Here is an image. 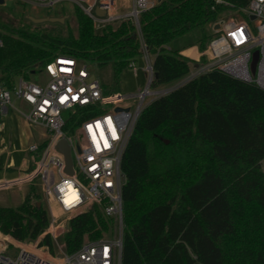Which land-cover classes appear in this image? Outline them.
<instances>
[{
    "label": "trees",
    "instance_id": "1",
    "mask_svg": "<svg viewBox=\"0 0 264 264\" xmlns=\"http://www.w3.org/2000/svg\"><path fill=\"white\" fill-rule=\"evenodd\" d=\"M249 2L161 0L140 14L139 32L131 21L97 31L76 6L75 31L65 24H0V84L12 88L17 78L26 80L54 56L67 54L111 63L116 92L121 72L146 49L151 88L157 89L192 68L188 58L168 48L170 42ZM77 119L75 114L68 124ZM262 160L264 89L257 84L212 70L152 99L121 163L126 181L120 264H264ZM39 196L32 186L16 208L0 206V232L20 241L42 235L49 216ZM114 227L101 206L93 205L70 220L61 243L72 253L86 241L111 236ZM41 245L53 253L48 236Z\"/></svg>",
    "mask_w": 264,
    "mask_h": 264
},
{
    "label": "built area",
    "instance_id": "2",
    "mask_svg": "<svg viewBox=\"0 0 264 264\" xmlns=\"http://www.w3.org/2000/svg\"><path fill=\"white\" fill-rule=\"evenodd\" d=\"M17 1L34 7H54L69 1L91 19L95 30L131 21L138 32L140 14L156 4L152 0H130V10L126 11L117 7L116 0ZM97 10L103 15H97ZM239 12L247 14L256 32L244 19L214 21L213 26L219 24V28L213 30L214 37L198 55V61H202L192 77L219 70L264 89V0H250ZM254 52H258V59L252 74ZM142 57L147 81L135 96L106 93L87 60L67 54L54 56L39 71L47 77L41 84L21 77L12 88L0 84V119L14 107L13 96L24 105L25 111H17L27 124L41 129V139L27 147L30 152H39L35 168L23 171L16 179L0 181V190L39 180L49 216L44 233L36 239L20 241L0 232V264L121 263L122 189L126 181L121 163L141 111L149 98L157 94L151 88L154 72L146 49ZM128 68L136 75L135 63ZM133 98L138 100L135 105ZM69 110L72 117L78 115V121L71 125L68 121L72 117L65 120L61 115ZM62 140L69 148L72 174L66 173L65 157L56 150ZM93 205L101 206L105 215L114 220L116 235L86 241L67 253L61 243L69 228L66 224ZM44 236L51 239L53 253L48 246L41 245Z\"/></svg>",
    "mask_w": 264,
    "mask_h": 264
},
{
    "label": "rangeland",
    "instance_id": "3",
    "mask_svg": "<svg viewBox=\"0 0 264 264\" xmlns=\"http://www.w3.org/2000/svg\"><path fill=\"white\" fill-rule=\"evenodd\" d=\"M155 3H158V1H156ZM74 7L75 6L73 5V3L69 1H62L61 3L55 5L54 7H34L33 5H30L28 3H21L18 2L17 0H5L4 4L0 5V24H3L5 26L9 25L15 28L17 27L24 28L29 24V22H31L27 17H33V18L58 17V18H65L64 23H51V24H60V25L65 24L75 31L76 21L74 18ZM129 10L130 7L129 9H126V11ZM230 18H233L234 20L237 21H241L242 19H244L250 24L253 33L256 32L253 26V22L249 20L247 14L241 13L239 11L227 10L217 18V21H221V20L226 21L229 20ZM45 23H49V22H45ZM212 27H213V22H210L206 24L203 29H197L181 37H178L169 43L168 48L172 51L182 52L190 48H193L194 46H199L200 44L199 41L203 37L206 38L204 44L207 46L209 41L214 37ZM0 29L4 31V29L2 28ZM201 61H199V63H201ZM87 62L92 66L94 70V74L100 80L103 89L107 93H112L113 91L112 88L114 86V75H113L112 64L107 63L105 65H99L97 62H92L88 60ZM145 64L146 63L143 57L137 59V62L135 64L136 75L134 74V71L132 69L130 68L124 69L119 75V78L117 79V83H116L117 87L115 91L123 96H135L140 89H144L147 81V77L144 72ZM191 71L193 70L191 69ZM191 71L188 75H186L185 77L181 78L178 81H175L168 85L160 86L157 89L152 88V90L156 91L157 94L149 98V102L152 99L168 92L169 90L174 88L175 85H177L178 83L180 84L181 81L185 79H190L193 76L192 73H194ZM26 80L30 83L41 84L47 80V77L44 72H36L30 74ZM159 89L160 90L166 89V90L160 92ZM133 99L134 100H132V102L133 105H135V103H137L138 100L135 98ZM12 103L15 108L25 111L24 105L20 104L18 100H14L13 96H12ZM9 112L11 113V115L15 113L14 109L12 108H9ZM71 113H72L71 110L63 111L61 115L63 119L66 120L72 117ZM18 128L19 126L16 125L15 122H13L12 125H7L6 129L0 133V139L4 137L6 139V144L3 145V147L0 146V181L11 180L14 177H16L17 171L19 170L23 161L28 162V166H29L28 171L33 170L39 158V152L38 153L30 152L27 149L28 145L26 143L18 142L17 140ZM40 131L41 129L34 130L33 140L36 142H38L39 139H41L39 134ZM261 170L262 172H264V160H262L261 162ZM32 186L36 189V191L40 195L39 200L41 205L45 209H47L46 202L43 198L41 183L39 182V180H35L31 184L23 183L18 186L10 187L7 189H1L0 206L16 208L23 202L24 199V196H22L20 191L25 192L27 190L26 193H28L30 187ZM18 189H20V191ZM40 203L38 205H40ZM115 235H116V230L114 227L111 236L109 237H114Z\"/></svg>",
    "mask_w": 264,
    "mask_h": 264
},
{
    "label": "crops",
    "instance_id": "4",
    "mask_svg": "<svg viewBox=\"0 0 264 264\" xmlns=\"http://www.w3.org/2000/svg\"><path fill=\"white\" fill-rule=\"evenodd\" d=\"M152 1L156 2L157 0H152ZM130 2H131L130 0H116V5H117V7H119V9L126 10V9H129ZM201 52L202 51L200 50L199 46H194L193 48H190L188 50L180 52L183 56H185L186 58H188L190 60V62H191L190 64L192 67L191 69L193 70L191 72H194V73L196 72V69L199 66L198 55ZM136 62H135V64H136ZM186 80L187 79L181 81L180 83L185 82ZM177 85H175V86H177ZM164 90H166V89L160 90V92H162ZM10 108L14 109L15 113H13L11 115V113L9 112V109H8L7 113L0 119V133L6 129L7 125H12V123L15 122V124L19 126V128L17 129V140H18V142L19 143H26L27 145H29L30 143H33L34 142V140H33L34 139V130L40 129V128L34 127V126L33 127L29 126V124H27V122L24 120V118L19 114V112L17 111V108H14V107H10ZM10 137H11V135H10ZM5 144H6V139L4 137V138L0 139V146L3 147V145H5ZM25 170H29V166H28L27 161H23L19 170L17 171V176L14 177L13 179H16ZM13 179H11V180H13ZM3 181H9V180H3ZM18 190L20 191V189H18ZM26 191L25 192L20 191L22 196L25 197L27 195Z\"/></svg>",
    "mask_w": 264,
    "mask_h": 264
},
{
    "label": "water",
    "instance_id": "5",
    "mask_svg": "<svg viewBox=\"0 0 264 264\" xmlns=\"http://www.w3.org/2000/svg\"><path fill=\"white\" fill-rule=\"evenodd\" d=\"M158 2H160L161 0H157ZM4 4V0H0V5ZM97 15L102 16L103 13L101 11H96ZM32 23L35 24H40V23H45V22H49V23H64L65 18H58V17H46V18H33V17H27ZM253 18V17H252ZM219 28V24H215L212 29L215 31ZM258 59V52H254L253 53V58H252V62L250 65V69L252 74H254L255 72V66H256V62ZM119 110V109H118ZM56 150L61 152L66 160V173L67 174H72L71 171V164H70V154H69V148L66 144V142L64 140L60 141L57 146H56ZM66 227H69V222L66 224Z\"/></svg>",
    "mask_w": 264,
    "mask_h": 264
}]
</instances>
